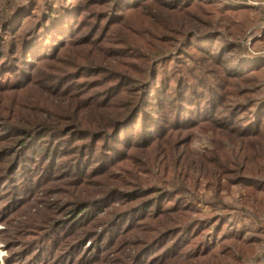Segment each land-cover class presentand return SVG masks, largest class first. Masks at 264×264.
Here are the masks:
<instances>
[{"label": "trees", "instance_id": "16d2710c", "mask_svg": "<svg viewBox=\"0 0 264 264\" xmlns=\"http://www.w3.org/2000/svg\"><path fill=\"white\" fill-rule=\"evenodd\" d=\"M42 2L0 11V218L56 181L44 226L6 262L264 264V246L241 231L215 243L231 188L264 213V55L249 51L264 49V10L242 0ZM207 133L211 148L194 154ZM152 163L160 186L138 181ZM17 173L24 185L12 184Z\"/></svg>", "mask_w": 264, "mask_h": 264}, {"label": "rangeland", "instance_id": "374dc122", "mask_svg": "<svg viewBox=\"0 0 264 264\" xmlns=\"http://www.w3.org/2000/svg\"><path fill=\"white\" fill-rule=\"evenodd\" d=\"M251 4L250 6L261 8L264 10V0H248ZM6 1L0 0V11H3L5 7ZM29 3V0H13L10 1L8 6L10 9L12 6L21 5V4H27ZM36 5H41L43 2L42 0H35ZM33 8V7H32ZM21 13H25V9L23 8ZM30 12H26L24 15H28ZM42 14L41 11L37 12V15ZM255 13V12H252ZM249 45V43L247 44ZM251 54L258 53L263 54L264 49H260L257 47H254L249 50ZM211 133H207L206 135L203 134H196V138L193 140L192 144L190 145L191 150L194 154L202 153L204 150H209L211 148L210 146V140H211ZM221 143H223L225 146L226 140L221 139ZM2 162V161H1ZM0 162V163H1ZM154 167L150 171L149 176L147 177L145 174H139L138 181L140 183H149L152 186L158 185L160 186V180L162 178V174L158 169L159 163H152ZM1 167H4L3 164H0V170ZM115 175H120L123 177V181L126 183L131 184L132 179L129 177H125V173H119L117 170L113 169L112 171ZM16 181L12 184L18 185H24L23 182H20L21 178H19V173L16 174L15 177H13ZM10 178V179H13ZM56 181L53 180L49 182L48 185L45 186L46 192L45 194H41L34 202H31L25 206H22L17 209L16 212L11 213L7 215L4 218H0V264H6V260L12 258L11 252L15 251L19 246H15L16 243L21 242H27L30 241L32 236L30 237V234L26 235L27 232L32 233L33 228L35 226H44V211L41 212L42 208V200L45 199L43 197L46 195L54 194V191L56 189ZM50 185V187H49ZM12 186V185H10ZM7 191L9 189H4L1 191V193L4 191ZM11 191V190H9ZM66 192V191H65ZM70 190H68L66 193H69ZM60 194V193H59ZM202 197L200 198V204L198 205L200 209H202L205 213H209L210 209L206 205V199H208V195L201 192L199 194ZM205 195V196H203ZM222 205L223 208L218 210L216 212V215L220 217L222 220L221 223V233L216 234L217 240H216V246L217 241L222 240L225 237H229V235L235 231H241L243 233L244 239L253 238L258 241V247L264 246V213L262 215L254 216L253 213L250 212L248 208L243 205V196H244V190L241 186L239 187H233L229 190V192H225L221 195ZM53 198L54 196H48ZM47 200V199H46ZM2 206V202H0V208ZM1 213V212H0ZM258 217V218H256ZM19 231V232H18ZM212 232V228L210 229V233ZM24 234V235H23ZM263 234V235H262ZM220 238V239H219ZM219 239V240H218ZM255 257V256H254ZM254 257L252 259H254ZM257 257V256H256ZM251 259V260H252ZM251 261H248L247 264H250ZM23 263V262H22ZM7 264H16V262H13V260H10Z\"/></svg>", "mask_w": 264, "mask_h": 264}, {"label": "built area", "instance_id": "2783aa9c", "mask_svg": "<svg viewBox=\"0 0 264 264\" xmlns=\"http://www.w3.org/2000/svg\"><path fill=\"white\" fill-rule=\"evenodd\" d=\"M242 1L245 3V5H250L251 4L248 0H242ZM263 55H264V53H263Z\"/></svg>", "mask_w": 264, "mask_h": 264}]
</instances>
